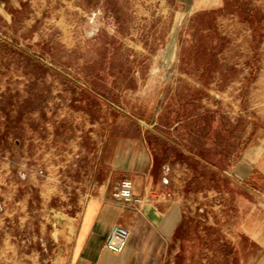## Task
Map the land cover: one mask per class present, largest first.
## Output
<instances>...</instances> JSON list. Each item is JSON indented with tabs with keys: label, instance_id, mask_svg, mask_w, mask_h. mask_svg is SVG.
Segmentation results:
<instances>
[{
	"label": "rangeland",
	"instance_id": "1",
	"mask_svg": "<svg viewBox=\"0 0 264 264\" xmlns=\"http://www.w3.org/2000/svg\"><path fill=\"white\" fill-rule=\"evenodd\" d=\"M130 119L162 136L151 139L162 154L164 139L198 135L221 170L264 136V0H0V158L15 173L34 171L20 159L34 165L42 143L94 158L104 134ZM59 184L52 204L79 212L83 195L66 175ZM24 190L6 195L39 200ZM174 206L182 223L161 264H208L192 249L211 246V208L186 210V220ZM228 209L221 193L214 223ZM4 219L19 231L14 215Z\"/></svg>",
	"mask_w": 264,
	"mask_h": 264
},
{
	"label": "crops",
	"instance_id": "2",
	"mask_svg": "<svg viewBox=\"0 0 264 264\" xmlns=\"http://www.w3.org/2000/svg\"><path fill=\"white\" fill-rule=\"evenodd\" d=\"M155 136L153 130L130 119L118 133L104 134V144L94 158L85 152L75 154L71 143L65 148L55 143L47 150L43 143L37 145L34 165H28L29 158L20 159L25 161L20 167L34 171L15 173L9 162L13 159L0 158V264H161L168 242L182 223V216H175L177 200L180 215L206 206L212 210V222L206 223L214 230L211 246L200 248L199 244L192 249L198 256L210 257L208 264H264V136L245 145L238 157L229 156L222 170L205 161L204 140L198 135L193 142L164 139L170 152L163 154L151 142ZM206 148L212 158L215 151L218 160L219 147L214 149L211 142ZM61 174L67 176L70 188L83 195L77 213H70L69 207L62 212V207L52 204L60 193ZM122 179L132 182L133 196L142 200L140 211L112 197ZM24 188L39 200L29 202L26 195L11 203L6 194L25 192ZM221 193L229 209L221 220L217 216L216 224L214 211L220 207ZM13 215L18 232L4 222V217ZM35 222L49 226L50 231L33 233ZM114 224L130 233L120 254L104 248Z\"/></svg>",
	"mask_w": 264,
	"mask_h": 264
},
{
	"label": "built area",
	"instance_id": "3",
	"mask_svg": "<svg viewBox=\"0 0 264 264\" xmlns=\"http://www.w3.org/2000/svg\"><path fill=\"white\" fill-rule=\"evenodd\" d=\"M112 197L117 202L123 204V206L130 207L135 211H140L142 200L133 196V184L130 180H120ZM129 235V230L120 225L114 224L105 239V250L113 254L122 253L127 247Z\"/></svg>",
	"mask_w": 264,
	"mask_h": 264
}]
</instances>
